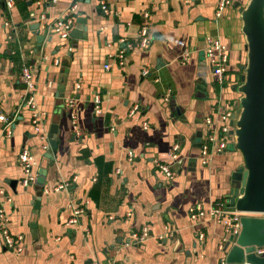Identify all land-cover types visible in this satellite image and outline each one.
Returning <instances> with one entry per match:
<instances>
[{
  "label": "crops",
  "instance_id": "0c3cea01",
  "mask_svg": "<svg viewBox=\"0 0 264 264\" xmlns=\"http://www.w3.org/2000/svg\"><path fill=\"white\" fill-rule=\"evenodd\" d=\"M36 1L8 6L0 0V114L11 129L6 136L0 120V191L10 232L24 236L21 253L4 247L0 237V264H220L225 228L207 209L228 202L241 158L230 149L232 139L221 153L209 146L206 163L201 147L205 119L220 131L218 114L239 96L232 87L245 59L240 11L247 0H233L218 16V0ZM78 13L85 25L76 23ZM67 17L73 30L79 25L77 33L87 27V35L54 34L57 20ZM36 22L40 34L46 31L41 43ZM143 24L146 47L139 45ZM206 37L228 50L223 86L206 64ZM125 43L131 48L121 64L117 54ZM23 62L33 70L38 130L21 101ZM52 125L54 152L44 148ZM23 150L32 155L37 178L46 170L43 184L22 185ZM160 165H169L173 175ZM196 205L203 213L193 221ZM79 207L77 223L69 222ZM143 228L147 238L133 244L131 233Z\"/></svg>",
  "mask_w": 264,
  "mask_h": 264
},
{
  "label": "water",
  "instance_id": "95a60500",
  "mask_svg": "<svg viewBox=\"0 0 264 264\" xmlns=\"http://www.w3.org/2000/svg\"><path fill=\"white\" fill-rule=\"evenodd\" d=\"M76 23H87V18L78 13ZM75 18V17H74ZM241 32L244 36L245 59L239 66L236 83L232 88L239 96L232 102L231 129L233 141L230 149L239 153L241 165L232 173L234 186L228 195V205L234 210L264 215V0H247L240 11ZM33 29L41 43L46 31L39 33V23ZM79 25L72 29L70 36L76 39L87 35V27ZM53 33L46 37L52 41ZM205 63L201 70H205ZM67 66V62L63 63ZM205 82L199 87L204 89ZM56 128L49 130V143L52 151L56 148ZM52 158V153L46 155ZM37 183L43 184L46 170L38 172ZM42 190L36 193L35 211L38 210ZM240 233L229 236L224 245L225 264H264V255H257L254 247L264 246V216H242ZM34 231L36 224L31 223Z\"/></svg>",
  "mask_w": 264,
  "mask_h": 264
},
{
  "label": "built area",
  "instance_id": "2783aa9c",
  "mask_svg": "<svg viewBox=\"0 0 264 264\" xmlns=\"http://www.w3.org/2000/svg\"><path fill=\"white\" fill-rule=\"evenodd\" d=\"M8 6H12V0H4ZM162 1V0H160ZM184 3L188 4L191 0H182ZM233 0H218V6L216 10V15H220L221 11L230 5ZM51 3H55L56 0H49ZM36 3L40 4V0H37ZM74 7V6H73ZM101 9L103 12H106V7L101 2ZM42 17V15L40 16ZM143 17L148 19V13L143 12ZM73 27V18L67 17L57 20L55 25L52 27V32L58 35L60 38H67L70 34V31ZM148 44V28L147 24H143L139 33V45L141 47H146ZM131 48L130 43H125L124 47L118 52L117 56L119 57V63H123V59L125 58L126 50ZM203 52L205 55L206 64L208 65L210 73L215 77L216 82L223 86L226 82V68L228 62V50L222 45L218 39H213L211 37H206L205 46L203 48ZM183 58L186 59V53L183 55ZM58 62L57 60H55ZM107 68V65H105ZM148 73L147 69H143L142 74L146 75ZM20 80L24 85V94L22 97V103L27 105L32 110L31 124L33 128L38 130L39 123V114L36 110V102H35V83H34V75L33 70L30 66H28L25 62L21 64L20 70ZM95 103H98V98L95 99ZM69 106H72V103L69 102ZM138 106H134L131 109V112H134ZM233 114L232 108L225 109L218 114L217 121L221 123L220 131L217 132V128L214 126L210 117L205 119V123L208 126V131L205 134V143L201 147V155L202 161L204 163L207 162L209 157V146L214 147L215 152H223L226 150L229 140L232 139V136L229 134L231 129V116ZM72 123H75V116L71 114ZM0 120L5 122L4 131L6 136L11 134V129L9 128L10 122L7 118L0 114ZM76 127V123H75ZM143 127L146 128V124L143 123ZM50 143L47 138V142H45L44 148L49 149ZM178 149L177 145L173 146V150L170 153V156L175 159V151ZM128 159L131 160L133 157V153L128 151L127 153ZM18 161L23 171V178L21 183L23 186H33L37 183V174L33 171L34 160L32 155L23 150L18 155ZM160 169L162 172L171 177L173 175V171L170 169L169 165H160ZM62 187V186H61ZM83 212L81 207L73 209V217L69 222L77 223L78 215ZM203 211L200 205H196L194 208L190 209V217L193 221H197L198 215L202 214ZM207 213L209 216L213 218L217 223L223 224L225 228V236L223 238L224 242L229 240V236L237 237L240 233L241 228V217L242 216H264L262 214H254V213H246L240 212L229 207L228 202L226 201H217L214 204H211ZM8 214L5 211L4 203L1 200V191H0V237L4 247L9 248L15 253H21L23 250L24 236L22 234H14L11 233L8 227ZM131 242L133 244H139L143 240L147 238V230L143 228L140 232L131 233ZM254 252L257 255H264V246L262 247H254ZM220 264H225V260L221 259Z\"/></svg>",
  "mask_w": 264,
  "mask_h": 264
}]
</instances>
